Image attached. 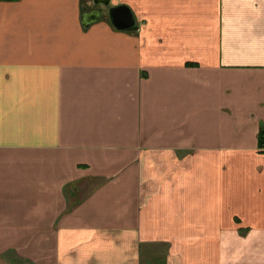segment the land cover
<instances>
[{
    "label": "crops",
    "instance_id": "1",
    "mask_svg": "<svg viewBox=\"0 0 264 264\" xmlns=\"http://www.w3.org/2000/svg\"><path fill=\"white\" fill-rule=\"evenodd\" d=\"M0 0V264H264V0Z\"/></svg>",
    "mask_w": 264,
    "mask_h": 264
},
{
    "label": "water",
    "instance_id": "2",
    "mask_svg": "<svg viewBox=\"0 0 264 264\" xmlns=\"http://www.w3.org/2000/svg\"><path fill=\"white\" fill-rule=\"evenodd\" d=\"M96 1V0H95ZM106 9H98L85 16L87 25L98 19L102 12H106L112 25L119 30L132 31L138 29L137 19L132 9L126 4L111 5L110 0H99ZM108 9V10H107ZM96 14V15H95Z\"/></svg>",
    "mask_w": 264,
    "mask_h": 264
},
{
    "label": "flooded vegetation",
    "instance_id": "3",
    "mask_svg": "<svg viewBox=\"0 0 264 264\" xmlns=\"http://www.w3.org/2000/svg\"><path fill=\"white\" fill-rule=\"evenodd\" d=\"M95 1V0H94ZM99 0H96L95 2H96V5L98 6L94 11H96V10H98V9H100V8H102L103 10L104 9H106L105 7H102V6H104L102 3H99L98 2ZM108 10V9H107ZM102 13H105V11L104 12H102ZM96 15V14H95Z\"/></svg>",
    "mask_w": 264,
    "mask_h": 264
},
{
    "label": "trees",
    "instance_id": "4",
    "mask_svg": "<svg viewBox=\"0 0 264 264\" xmlns=\"http://www.w3.org/2000/svg\"><path fill=\"white\" fill-rule=\"evenodd\" d=\"M261 134H262V137H264V132H262Z\"/></svg>",
    "mask_w": 264,
    "mask_h": 264
},
{
    "label": "rangeland",
    "instance_id": "5",
    "mask_svg": "<svg viewBox=\"0 0 264 264\" xmlns=\"http://www.w3.org/2000/svg\"><path fill=\"white\" fill-rule=\"evenodd\" d=\"M106 14H107V13L105 12V14H104V15L106 16Z\"/></svg>",
    "mask_w": 264,
    "mask_h": 264
}]
</instances>
